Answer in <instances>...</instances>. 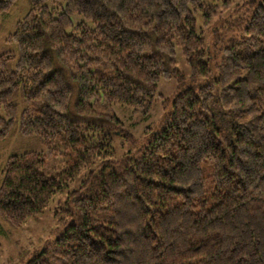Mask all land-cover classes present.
I'll return each instance as SVG.
<instances>
[{"label": "trees", "instance_id": "16d2710c", "mask_svg": "<svg viewBox=\"0 0 264 264\" xmlns=\"http://www.w3.org/2000/svg\"><path fill=\"white\" fill-rule=\"evenodd\" d=\"M19 1L0 0V34ZM25 1L0 47V141L45 149L6 160L0 219L66 207L23 264H264V0L220 22L231 0ZM197 16L219 23L208 42ZM176 46L204 81L116 156L135 140L113 105L148 114L160 79L182 80Z\"/></svg>", "mask_w": 264, "mask_h": 264}, {"label": "rangeland", "instance_id": "374dc122", "mask_svg": "<svg viewBox=\"0 0 264 264\" xmlns=\"http://www.w3.org/2000/svg\"><path fill=\"white\" fill-rule=\"evenodd\" d=\"M247 1L231 0L230 6L227 8L221 7L219 19L217 18L219 22L234 18ZM61 4H63V0H57L56 5ZM28 8L27 2L21 0L13 8L12 12L5 17V29L0 34V47L4 43L7 33L12 32L15 23L23 17ZM217 25H219L218 22H212L207 26L197 16L198 33L207 42L210 39V30ZM175 61L182 80H178L177 76L169 79H160L157 83L153 106L148 114H143L128 106L113 105V112L123 123L125 133H129L135 140V144H132L126 138H113L112 147L116 156L119 157L123 153L141 145L144 131L147 128H153L162 114L168 110V108L164 107V104H169L177 87L196 88L199 83L204 81L200 77H192V71L186 63L179 46L175 48ZM212 63L215 69L216 60H213ZM44 149L38 137H22L17 131L0 141V181L1 171L9 156L26 151H43ZM65 199L66 192L56 194L41 214L29 218L17 229H13L0 219V264H23L35 251L47 246L55 236L54 227L56 220L62 215L61 211L66 207Z\"/></svg>", "mask_w": 264, "mask_h": 264}]
</instances>
